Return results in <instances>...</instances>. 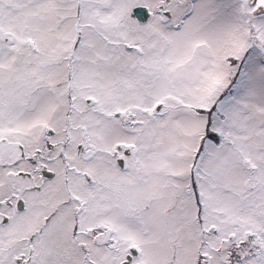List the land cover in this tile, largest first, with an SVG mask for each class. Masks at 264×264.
<instances>
[{
  "label": "snow or ice",
  "instance_id": "snow-or-ice-1",
  "mask_svg": "<svg viewBox=\"0 0 264 264\" xmlns=\"http://www.w3.org/2000/svg\"><path fill=\"white\" fill-rule=\"evenodd\" d=\"M0 264H264V0H0Z\"/></svg>",
  "mask_w": 264,
  "mask_h": 264
}]
</instances>
